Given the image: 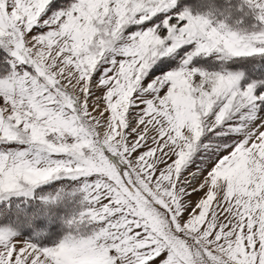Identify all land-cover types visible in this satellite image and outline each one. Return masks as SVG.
Listing matches in <instances>:
<instances>
[{
	"label": "snow or ice",
	"instance_id": "1",
	"mask_svg": "<svg viewBox=\"0 0 264 264\" xmlns=\"http://www.w3.org/2000/svg\"><path fill=\"white\" fill-rule=\"evenodd\" d=\"M245 8L239 32L181 0H0V264H264Z\"/></svg>",
	"mask_w": 264,
	"mask_h": 264
},
{
	"label": "trees",
	"instance_id": "2",
	"mask_svg": "<svg viewBox=\"0 0 264 264\" xmlns=\"http://www.w3.org/2000/svg\"><path fill=\"white\" fill-rule=\"evenodd\" d=\"M184 9L191 10L196 13L207 14L212 12L216 19L234 30L243 32L250 31L256 19L250 10L245 8L240 11L243 0H181ZM264 26V25H262ZM257 70L260 68L259 62L256 65ZM232 71H246L243 68L234 67ZM51 186H46L50 188Z\"/></svg>",
	"mask_w": 264,
	"mask_h": 264
},
{
	"label": "rangeland",
	"instance_id": "3",
	"mask_svg": "<svg viewBox=\"0 0 264 264\" xmlns=\"http://www.w3.org/2000/svg\"><path fill=\"white\" fill-rule=\"evenodd\" d=\"M187 10V9H186ZM229 27V26H228ZM229 28H231V27H229ZM232 29V28H231ZM234 30V29H233ZM236 31H238V30H236ZM239 32H243V31H240L239 30ZM234 72H236V71H234ZM48 190H49V192L52 190V186L50 187V188H48Z\"/></svg>",
	"mask_w": 264,
	"mask_h": 264
}]
</instances>
